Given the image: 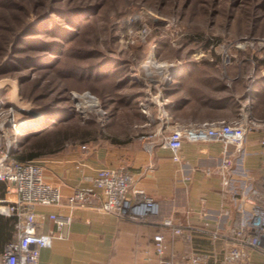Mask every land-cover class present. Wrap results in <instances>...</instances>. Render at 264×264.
<instances>
[{
    "label": "rangeland",
    "instance_id": "obj_1",
    "mask_svg": "<svg viewBox=\"0 0 264 264\" xmlns=\"http://www.w3.org/2000/svg\"><path fill=\"white\" fill-rule=\"evenodd\" d=\"M153 57L167 63L147 67ZM210 62L213 78L237 79L234 98L245 83L252 96L264 78V0H0V128L14 131L19 85L21 107L50 115L22 131L16 155L46 127L70 134L64 148L137 137L184 68Z\"/></svg>",
    "mask_w": 264,
    "mask_h": 264
},
{
    "label": "crops",
    "instance_id": "obj_2",
    "mask_svg": "<svg viewBox=\"0 0 264 264\" xmlns=\"http://www.w3.org/2000/svg\"><path fill=\"white\" fill-rule=\"evenodd\" d=\"M213 65L218 67L211 62L203 69L185 67L183 81L177 91H170L162 111L147 114L137 125L142 135L89 148L68 145L41 159L45 181L57 186L64 197L82 189L94 200L73 212L72 222L62 229L64 236L55 237L41 250L40 264H189L194 252L208 255L209 264H239L225 259L226 241L221 234L251 216L252 204L242 193L264 187V78L252 87V96H248L250 84L245 83L234 98L232 82L237 79L213 78ZM240 119L257 121L241 149L221 140H185L177 161L164 144L178 124ZM227 158L232 160L229 186L219 172ZM122 166L132 174L134 188L160 203V217L138 222L99 207L103 193L94 177L102 168ZM7 186L0 201L7 196ZM31 209L43 233L60 232L50 213H68L54 205ZM163 217H172L193 238L189 241L164 230L167 247L161 255L154 235L161 231ZM250 254L254 264H264L263 250L251 248ZM0 264H5L3 254Z\"/></svg>",
    "mask_w": 264,
    "mask_h": 264
},
{
    "label": "built area",
    "instance_id": "obj_3",
    "mask_svg": "<svg viewBox=\"0 0 264 264\" xmlns=\"http://www.w3.org/2000/svg\"><path fill=\"white\" fill-rule=\"evenodd\" d=\"M256 122L252 119H240L178 124L165 136L164 144L173 151V157L177 161L181 160V149L185 140H221L226 146L233 143L241 149L248 131ZM10 123L14 130L11 134L7 129L0 128V180L8 183L7 196L0 201V213L17 216L18 239L7 244L3 259L5 264H40L41 250L50 246L55 237H63L62 229L72 222L73 212L92 205L94 198L90 192L82 189H76L74 193L64 197L57 186L45 181L44 166L41 162L20 160L16 150L22 131L13 123V118ZM262 143L264 144V139ZM231 168L232 160L229 158L225 159L219 168L226 186L231 182ZM93 180L103 193L99 205L102 210L138 222L159 217L160 203L143 189L133 187V176L126 167L102 168ZM244 195L245 200L252 204L251 216L241 219L232 227L231 232L221 236L226 241L227 261L254 264L250 249L259 248L264 251V187L251 188L242 193V196ZM36 205H54L67 210L68 213H50L59 233L53 229L47 233L38 231L42 225L36 212L31 209ZM159 226L161 231L154 235V242L157 252L161 255L167 247L164 230L181 235L189 241L193 238L192 232L175 223L172 218H164ZM211 234L213 235V231ZM215 235L220 236V233L215 232ZM189 261V264H209L208 255L198 252L192 253Z\"/></svg>",
    "mask_w": 264,
    "mask_h": 264
},
{
    "label": "trees",
    "instance_id": "obj_4",
    "mask_svg": "<svg viewBox=\"0 0 264 264\" xmlns=\"http://www.w3.org/2000/svg\"><path fill=\"white\" fill-rule=\"evenodd\" d=\"M24 81H26L24 79ZM26 95V94H25ZM28 97L32 98L34 95L29 94ZM46 116L50 115V108L45 107ZM42 128L39 131H30V135L24 141L25 149L21 150L17 157L22 160H37L52 153L58 152L64 148L67 140L70 139V134L64 131L55 129ZM32 140V141H31ZM31 145H29L31 142ZM29 145V146H26ZM6 182L0 180V197H2L6 190ZM17 216L16 215H3L0 214V254L2 255L5 246L10 241L18 239L16 231Z\"/></svg>",
    "mask_w": 264,
    "mask_h": 264
},
{
    "label": "water",
    "instance_id": "obj_5",
    "mask_svg": "<svg viewBox=\"0 0 264 264\" xmlns=\"http://www.w3.org/2000/svg\"><path fill=\"white\" fill-rule=\"evenodd\" d=\"M5 85L0 87V104H1V95L4 92ZM20 88L19 85H14L12 92V106L17 108L19 113H14V121L19 125L20 128L30 129L39 127L44 117L46 116L45 109L43 107H32V108H24L21 107V104L17 102L20 101Z\"/></svg>",
    "mask_w": 264,
    "mask_h": 264
},
{
    "label": "bare ground",
    "instance_id": "obj_6",
    "mask_svg": "<svg viewBox=\"0 0 264 264\" xmlns=\"http://www.w3.org/2000/svg\"><path fill=\"white\" fill-rule=\"evenodd\" d=\"M166 63H167V62H166ZM163 64H164V63H163ZM163 64H162V63H161V64H160V63H157V62H156V59L153 57V58H151V60L148 61V63H146V66H147V67H151V66H153V65H156V66H162ZM164 65H165V64H164ZM87 96H90L91 99H92L93 101H95L91 95L87 94ZM36 128H38V127H36ZM30 129H34V128H30ZM20 130H21V131H25V130H27V129L24 130V128H23V129L20 128ZM23 134H25V133H23Z\"/></svg>",
    "mask_w": 264,
    "mask_h": 264
}]
</instances>
